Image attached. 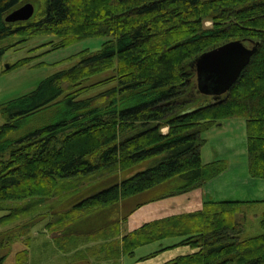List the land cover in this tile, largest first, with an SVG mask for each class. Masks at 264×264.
Segmentation results:
<instances>
[{"label":"trees","instance_id":"obj_1","mask_svg":"<svg viewBox=\"0 0 264 264\" xmlns=\"http://www.w3.org/2000/svg\"><path fill=\"white\" fill-rule=\"evenodd\" d=\"M21 1L0 0V43L19 37L14 48L39 36L58 38L53 49L92 37L105 42L0 105V264L20 241L26 248L15 264H30L36 223L14 222L31 216L49 218L45 230L75 261L121 264L141 247L177 238L158 252L195 251L164 264H264V212L262 232L246 236L248 215L263 201L207 202L125 235L120 223L89 235L72 231L122 200L175 182L182 186L167 195L186 193L222 174L226 161H203V135L230 119L246 121L250 174L264 179V0H44L42 16L8 22ZM232 41L258 50L226 95L200 93L196 59ZM11 48L0 47V61ZM99 75L106 76L91 82ZM102 87L110 88L90 95ZM53 106L57 121L13 138ZM100 176L101 183L87 181Z\"/></svg>","mask_w":264,"mask_h":264},{"label":"rangeland","instance_id":"obj_2","mask_svg":"<svg viewBox=\"0 0 264 264\" xmlns=\"http://www.w3.org/2000/svg\"><path fill=\"white\" fill-rule=\"evenodd\" d=\"M21 2L22 3L19 7L24 6L27 3H33V5L35 6V15L31 19L43 15V12L45 10L44 0H22ZM206 25L210 26L211 22H208ZM18 41H20L19 37H13L8 38L0 43V47H12L11 49H8L6 51L0 61V105L23 95L29 94L30 92L37 89L41 82H43L56 72L70 68L77 61L76 59L79 53L86 50L90 52H97L101 50L105 39L101 37H92L77 42L68 47L59 49H53L54 44L58 43V38L54 36L34 37L28 40L24 45L18 47L16 46L13 48L12 45H15ZM51 42L53 43V46L50 44ZM24 59L27 60V64L17 66ZM7 66H13V68L8 71H4ZM105 76L106 75H99L93 77L91 79V82L98 81ZM108 88L110 87H102L91 92L90 95L104 91ZM58 109V107L53 106L28 118L23 122L21 129L14 134L13 138H19L41 126L57 121L59 117ZM5 122V118L0 115V125H3ZM228 125H231V123ZM217 129L218 128H214L213 132H209V130L204 133L203 137L209 139V145L205 148L204 151L206 152L204 155L207 154L208 150L213 149V147H218L219 141L231 139L236 135L235 129L221 130L220 132H218ZM164 131L166 132L167 128H165ZM211 134L214 136L210 137ZM100 178L101 176L95 178V180L88 179L87 181L97 182L100 181ZM114 180L115 179H111L110 181L113 182ZM100 183L98 182L97 185L99 186ZM180 186H182L181 183L175 182L170 186L159 188L152 194L145 196H139V194L137 196L122 200L118 205L99 211L96 214L88 217L86 221H84L83 223H79L76 227L73 228L72 231L74 233H84L89 235L97 232L105 226H109L111 224L113 225L114 223H124L125 219L128 217V214H130L132 210H134V208L138 207L139 203L150 200L154 197L160 198L161 196H163L161 198H168L177 196H168L167 194L175 191ZM258 211L259 209L253 211L252 215L258 213ZM5 214L6 212L0 210V218ZM48 220L49 218L47 216H38L35 219H33V216H31L25 218L23 221L14 222V225L16 226L22 225L23 223H30L31 221H33L32 224L36 223V225L30 232L31 236L34 237L30 248V264H75L78 261L73 260L72 257L66 258L65 255L52 244L54 235L47 233V231L45 230V226ZM126 223L124 225L125 228ZM133 226L136 227L138 225L134 224ZM261 232L262 229L259 224V219H257V217L249 218L246 226V236H253ZM166 244H168V242H164V245ZM157 245L159 248V244ZM151 247L152 246L139 248L137 249L136 254L133 258L129 256H126L125 258L126 260L130 261L129 263H134V261H138L143 256L152 253L153 251ZM25 248V244L20 241L14 244L11 250L3 251V254L7 253L4 264H15L16 253Z\"/></svg>","mask_w":264,"mask_h":264},{"label":"crops","instance_id":"obj_3","mask_svg":"<svg viewBox=\"0 0 264 264\" xmlns=\"http://www.w3.org/2000/svg\"><path fill=\"white\" fill-rule=\"evenodd\" d=\"M228 121L219 123L212 129H210L209 132H213L214 128H218V132H220L221 130L235 129L236 135L231 139L219 141L218 147H213V149L208 150L206 155H204L206 152L204 150L209 145V139L205 138L207 142L202 149V157L204 162L224 160L228 163L227 170L216 178L207 182L200 189L168 198H161L163 196L160 197L161 199L154 197L150 200L139 203V206L134 208V210H132V212L128 214L125 222L120 224L123 235L139 228L145 223L154 220L162 219L168 216L198 211L202 209L204 204L207 202H264V179L255 178L250 174L247 149L246 121L243 119H230ZM230 123L231 125H228ZM212 136L214 135L211 134L210 137ZM158 189L142 193L139 196L152 194ZM257 207V209H260L258 213L254 215H252L253 213H250L248 215V219L251 217H257L264 212V203ZM125 223L127 229L124 227ZM134 224H137L138 226L135 227L133 226ZM106 227L108 226H105L103 228ZM178 240L179 239L177 238L167 239L163 242L147 245L149 247L152 246L151 248L153 252L151 251L152 253H149L148 255L154 253L153 256H150L149 258L144 260L134 261V263H129L130 261L126 260V256H124L121 259V264H164L171 261L173 258L181 255H187L195 251L189 246H178L175 248H168L162 252H158L163 247H168L175 244ZM164 242H168V244L164 245ZM52 244L54 245V247L56 246L54 242ZM157 244H159V248ZM148 255L143 257H147ZM75 264H94V260L92 258L84 259L76 262Z\"/></svg>","mask_w":264,"mask_h":264},{"label":"water","instance_id":"obj_4","mask_svg":"<svg viewBox=\"0 0 264 264\" xmlns=\"http://www.w3.org/2000/svg\"><path fill=\"white\" fill-rule=\"evenodd\" d=\"M35 11V6L27 3L11 12L6 20L28 21ZM257 50V47L250 48L242 41H232L200 55L195 61L199 92L215 98L226 95Z\"/></svg>","mask_w":264,"mask_h":264},{"label":"bare ground","instance_id":"obj_5","mask_svg":"<svg viewBox=\"0 0 264 264\" xmlns=\"http://www.w3.org/2000/svg\"><path fill=\"white\" fill-rule=\"evenodd\" d=\"M33 4V3H32Z\"/></svg>","mask_w":264,"mask_h":264}]
</instances>
